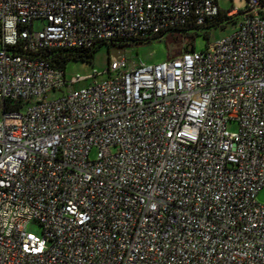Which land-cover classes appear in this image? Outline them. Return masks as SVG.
<instances>
[{"label":"built area","instance_id":"2783aa9c","mask_svg":"<svg viewBox=\"0 0 264 264\" xmlns=\"http://www.w3.org/2000/svg\"><path fill=\"white\" fill-rule=\"evenodd\" d=\"M220 12L205 50L83 87L44 56ZM0 31V264H264V0H0Z\"/></svg>","mask_w":264,"mask_h":264},{"label":"rangeland","instance_id":"374dc122","mask_svg":"<svg viewBox=\"0 0 264 264\" xmlns=\"http://www.w3.org/2000/svg\"><path fill=\"white\" fill-rule=\"evenodd\" d=\"M219 6L223 10H229L231 8H236L240 11L245 10L247 6V0H219ZM39 22L35 21L34 27L38 29ZM208 36L204 35V30L200 29L194 39V49L197 51L205 50L207 45L224 37L225 35L233 31V21L229 20L222 26H213L207 29ZM172 34L165 33L163 35H155L149 40H142L136 43H131L123 47H107V45H101L94 52L92 59L81 60V59H69L65 64V73L67 79L73 76L79 75L87 77L86 80L76 83L72 88H79L86 86L93 82H100L108 78L106 68L109 64V59L117 54L123 55L127 62L131 60L143 61L146 63H157L170 56L175 55L176 50H182L187 43L182 39L180 44L173 43L170 41ZM1 39V31H0ZM1 44V42H0ZM189 47V46H188ZM99 74L95 77L91 75L94 72ZM60 91H56L54 95H60ZM227 128L231 131H235L238 128V124L235 122H229ZM95 150L90 152V157L95 156ZM257 201L264 203V187H262L256 194ZM28 229L34 233L39 232V227L35 223H31Z\"/></svg>","mask_w":264,"mask_h":264},{"label":"trees","instance_id":"16d2710c","mask_svg":"<svg viewBox=\"0 0 264 264\" xmlns=\"http://www.w3.org/2000/svg\"><path fill=\"white\" fill-rule=\"evenodd\" d=\"M228 21H229V18L223 12H220L217 16L213 18L212 21L207 22L205 25L198 26V25H195L193 22H190L184 25L183 27L167 32V33L172 34L171 35L172 38L170 39V41H172L173 43L180 44L182 39H184L187 43V46L182 48V50H176L175 55H178L183 51L195 50L194 49V39L200 29H203L204 35L208 36V31H207L208 28L213 27V26L223 27V25ZM163 34L164 33L158 34V35L160 36ZM155 35L137 37V38L130 39L128 41H119L118 43L115 41L99 42L90 48H62V49L50 50L47 53H44V56L47 57L48 60L53 65L64 68L66 62L69 59H81V60L92 59L94 52L101 45L105 44L107 45V47H123L131 43H136L138 41L149 40Z\"/></svg>","mask_w":264,"mask_h":264}]
</instances>
